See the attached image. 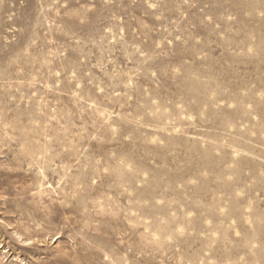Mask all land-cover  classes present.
Masks as SVG:
<instances>
[{
  "label": "rangeland",
  "instance_id": "obj_1",
  "mask_svg": "<svg viewBox=\"0 0 264 264\" xmlns=\"http://www.w3.org/2000/svg\"><path fill=\"white\" fill-rule=\"evenodd\" d=\"M0 264H264V0H0Z\"/></svg>",
  "mask_w": 264,
  "mask_h": 264
}]
</instances>
